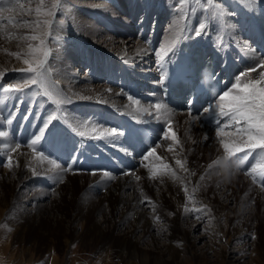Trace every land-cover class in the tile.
<instances>
[{
    "label": "bare ground",
    "instance_id": "1",
    "mask_svg": "<svg viewBox=\"0 0 264 264\" xmlns=\"http://www.w3.org/2000/svg\"><path fill=\"white\" fill-rule=\"evenodd\" d=\"M233 1L240 3L242 8H237L235 11L231 6ZM119 3L123 10L128 9L124 7L126 3H131L129 4L131 12L137 5L133 21L140 22L144 15L142 27L153 32L148 36L151 40L155 38L154 36L160 35V32L151 25L152 16L157 18L160 9L165 15L169 14V27L162 36V45L157 50L159 53L167 50L173 52L182 42L181 40L186 38L195 44L203 43L212 47L227 45L221 48L225 55L229 53L230 56L236 57L238 52H245L248 60L241 64L244 69L250 68L253 63L262 59L258 51L254 49L252 42L254 29L249 22L253 17H257L261 20L259 22L261 28L264 29V2L260 0H119ZM95 4L94 10L107 7L113 12V19L121 18L125 25L131 24L132 20L125 19L118 8L108 7L105 3ZM37 6L38 0H0V86L22 82L31 75L22 71L28 67L23 62L24 56L29 51L26 46L28 44L33 46L34 43L41 45V43L39 39L21 40L20 37L39 35L43 45L49 43L51 50L50 58H47L44 65L47 69L45 85L50 97L43 95L41 89L31 84L24 87V92L27 93L24 95L17 96L0 91V132L8 134L6 137H0V160L4 155L11 157V165L7 163L4 166L5 173L0 175V216L3 211L1 209H7L9 212L16 209L14 217L17 218V223L6 224L2 232L5 233L14 228L11 232H17V239L22 241L26 239L27 233H31L35 246L43 243L49 248L52 254L48 255L47 260L50 259V264H71L67 260L62 263L59 256L53 254L69 243L77 245L71 251L72 264H83L86 261L81 253L83 250L84 252L91 250L90 256L94 258L87 262L91 264H264V191L261 190V182H253V178L246 179L242 176L245 174L241 173L240 169L236 168L234 171L227 165V169L220 175L211 174L214 167L212 165L219 160V151H216V148L218 150L222 146L220 141L219 143L214 141L212 132L204 136L199 131L202 125L198 120L192 121L186 113L174 112L167 105L166 109L158 112L154 103L141 101L137 104L134 103V99H129V96L118 88L111 89L107 84L95 86L91 82L93 76L96 79L106 76L103 74L104 69L107 74H111L110 78H113L116 72L128 65L127 69L136 73L139 70L142 74H146L143 79L147 83L146 89L153 87L154 72L144 73L143 71L144 66L151 63V59L149 58L145 64V61H135L140 55L149 56L150 51L146 42L143 43V40H140L128 48L125 39L116 40L113 33L105 26L84 17L83 12L82 16H77L78 18L69 22L67 25L69 29L66 30V26L61 27L56 24L52 31L45 32L43 26L40 29L35 28ZM252 7H260L263 12L257 15ZM155 10H157L156 13ZM143 11L144 14H142ZM149 11H151L150 16H148ZM26 21L31 26H25ZM201 24L205 25L206 31L197 36L195 32L200 30ZM49 37H54L52 38L54 41L49 40L51 39ZM71 38L77 39V43L71 42ZM139 38H144L145 41L147 36L142 37L141 32ZM116 43L118 45L115 47ZM43 45L38 48L40 51L34 53L39 56V60L43 59ZM113 48L115 50L111 51ZM81 49L92 63V70H94L93 64H96V70L91 76L86 75L78 79L73 73H69L68 68L71 63L80 61L76 51L82 52ZM12 53H20V58L17 59ZM116 66L120 69L117 70ZM101 69H103L102 74ZM260 72H264V69L259 68L257 72L251 73L250 77H242L239 81L244 83L248 79H256ZM154 96L156 95L153 94ZM55 100L61 101L59 105L56 104V107L52 103ZM12 109H14L13 112H11ZM26 109L28 110L24 113ZM144 109H148V112ZM101 113L130 117L132 121L142 122L147 119L158 121V118L163 115L174 121L171 132L176 134L179 143L167 139L170 147L167 146L168 149H166L158 146V155L149 159L150 161L144 158L134 176L122 173H108L109 175L106 176L103 173L64 171L67 168L66 165L58 163L59 161L61 163L60 158L64 151L62 147L59 156L58 147L63 140L70 145L73 141L82 140L81 144L86 145L87 151H92L93 142L101 140L108 141L113 148L122 149L118 142L117 131L108 126L104 127V122L93 118ZM49 115L57 118L49 125L50 128L55 125L54 135L47 137L46 133L47 139L41 140L34 147L42 149L51 157L59 158V161L47 156H45L46 159H38L32 147L28 146L42 121ZM156 116L159 117L156 118ZM6 126L13 132H8L5 129ZM202 129L208 128L204 126ZM110 130H115V135L109 136ZM80 131L85 132V136L92 141L83 140V137L78 135ZM169 131L170 129L166 132ZM101 134L102 137L99 139L91 138ZM11 135L15 138L12 139ZM222 138L239 143V137L236 135ZM190 139L193 141L190 142ZM169 149L171 151H168ZM65 154L67 153L63 155ZM177 159L184 162V169L176 164ZM49 160L55 161L61 167L56 168L48 162ZM132 162H135L134 159ZM164 165L169 167L165 168ZM32 168L36 169L37 175H33ZM154 171L156 178L153 179L150 177ZM173 172L181 179H174ZM229 172L233 173L230 178ZM259 173L260 170L257 169V174ZM11 174L14 176L12 179ZM208 174L213 176L209 178ZM43 176L44 182H49L48 184L41 181ZM136 177L140 179L137 180ZM24 180L29 184H24ZM214 184L224 187L223 189L228 188L227 191L232 189V194L225 192L222 196L215 194L214 197L211 194L212 198H210L209 193ZM27 185H32V189L36 190L39 187L38 193L35 190L36 196L39 194L38 197L52 193L54 198L47 206L32 203L30 209H25L20 198L23 197L21 191ZM51 186H54L53 191ZM185 187L188 189L187 194L184 191ZM204 187L207 188L203 189ZM102 188L103 192L100 193ZM156 189L158 190L154 194L153 190ZM128 190H131L130 197L125 194ZM238 193L240 195H237ZM189 195L193 197L192 201L188 199ZM222 199L226 201L233 199L237 204L241 199V207L252 205L253 212L250 219L245 221L237 216L236 211L229 210L225 203H221ZM201 202L202 205L197 204ZM145 203H150L152 207L149 216L148 214L146 216L143 210L138 211L144 208ZM185 207L189 211L186 212ZM166 209L171 210L169 211L171 217L167 224L163 225L160 221L166 217ZM56 213L64 215V220L59 219ZM203 214L209 216L210 221L223 220L225 227L221 226L220 231L218 230L220 233L210 238L204 252L193 253V246L187 237V232L183 230V223L188 224L186 229L194 228L195 225L189 223L190 217L194 216L196 220L193 222L201 225ZM49 215H52V218ZM5 216L7 217L8 213ZM127 227H133V229L126 231ZM139 230L142 231V237L135 236ZM153 230L158 238L169 230L166 252L171 254V260H163L161 256H155L152 253L153 249L147 250L142 246L148 238L151 241V248L154 250L160 248L161 241L150 237ZM224 237H227L230 243H224ZM249 237L253 238L249 253H244L247 243L239 250L231 246L234 241L241 243ZM6 246L2 241L0 248L4 249ZM162 248L161 245L160 249ZM183 250L192 251V255L199 260L196 259L195 262L185 260ZM232 257L233 260L230 259ZM208 258H211V262ZM27 264L35 263L29 260Z\"/></svg>",
    "mask_w": 264,
    "mask_h": 264
},
{
    "label": "rangeland",
    "instance_id": "2",
    "mask_svg": "<svg viewBox=\"0 0 264 264\" xmlns=\"http://www.w3.org/2000/svg\"><path fill=\"white\" fill-rule=\"evenodd\" d=\"M52 2H53V0H46V6L45 7H49ZM95 3H105V4H107L108 7H112V8H116V9L118 8L120 14H122V16L125 19L132 20L131 24L130 25H125L123 23V19H121V18L120 19H113L112 18V15H113L112 13L113 12H112V10L108 9L107 7L106 8H102V9L100 8L98 10H94V8L96 7L95 6L96 5ZM129 4H131V3H126L125 6L123 5L125 8H128L126 10H123L120 7L119 0H61L60 8L57 9L56 12H55V15L50 18L52 20V27L49 29V28H47V27H45V26L42 25L43 26V31L44 30H45V32L52 31L53 26L56 25V24L60 25L61 27H65L66 26L65 29L67 30V29H69L67 25L69 24V22L72 19L74 21V19H76L77 16L80 17V16H82V14H84V17H88L91 21L96 22L97 24H100V25L105 26L108 29V31H110V32L113 33V35L116 37L115 38L116 40H119V39L124 40L125 39L126 42H127V47L128 48L129 47L131 48V46L134 43H137L140 40H143V43H145L144 38H142V39L139 38L141 32H143V30H145V28L142 27V25H143L142 22H143V19H144L142 17L144 15L141 17V21L140 22H134L133 21V18H134V15H135L134 13L137 12V5L134 7V11L131 12V10H130V6L131 5H129ZM205 6L207 8H209L207 5H205ZM252 9L256 10V7H252ZM156 11L157 10H155V13H156ZM174 12L177 13V11L175 9H174ZM150 13H151V11L148 12V16H150ZM142 14H144V11H143ZM157 15H158V17H157ZM157 15H156L157 18H155L154 16H152V18L150 17L151 18V25H152V27H155L160 32V35H158V39L161 42L162 41L163 34L166 33V31L168 30V27H169V22H168L169 21V14H166L165 15V13L162 11V9H160L159 12L157 13ZM44 18L45 17H37V19H44ZM72 23L70 24V26L72 25ZM183 30H185V29H183ZM49 38H51L49 40L54 41L53 40L54 37H49ZM71 42L77 43V39H75V38L72 39L71 38ZM48 44L49 43L43 45V48H44V50H48L51 53L50 45H48ZM117 45H118V43H116L115 47ZM161 45H162V43H161ZM40 46H42V45H40L39 43H36V44L34 43L33 48L38 49V48H40ZM26 48H28V47L26 46ZM75 49H77V48H75ZM81 50H82V52H79V50H77L78 53L76 51V54L78 55L79 60L81 62L77 60L78 62L75 61V62L71 63L70 64L71 66H69V68H68L69 73H73L74 76L76 78H78V79L79 78H83L86 75H90L91 76L94 73L93 71L96 70V67H95L96 64L95 65L93 64V69L94 70H92V63L90 62V60L88 59V57L83 53V49H81ZM114 50H115V48L111 49V51H114ZM95 52H96V50H95ZM50 55L51 54L48 55L49 58H50ZM239 55H242V52L241 51L237 53L236 57L239 56ZM34 57H35V59L39 60L38 59V57H39L38 55L37 56L34 55ZM30 58L31 57L28 54L24 56V59H30ZM149 58L151 59L150 55L148 57L147 56L140 55V56L137 57V59H135V61H140V62L141 61L142 62L145 61L144 62V64H145L149 60ZM88 62L91 65H89V64L87 65L86 63H88ZM152 66H153V64H151V63L145 65L144 66V69L145 70L143 69L144 73L151 72L152 71L151 70ZM147 68H148V70H147ZM22 71H25L26 72V69H24ZM137 72L139 73L140 71L138 70ZM13 73H14V70H13ZM14 81H15V79H14ZM91 82L95 86H99L101 84H105L106 85L103 76L99 77L98 79H96V77L93 76V79H91ZM110 87H111V89H115V87H113L111 85H110ZM52 103L56 107V104L54 102H52ZM27 110L28 109H26L24 113H26ZM13 111H14V109L11 110V112H13ZM30 115H32V114H30ZM158 117L156 116V118H158ZM159 118H161V117H159ZM191 119H192V121L193 120L194 121L195 120L197 121L196 118L194 119L193 117H191ZM165 120H167V119H165ZM104 127H106V126H104ZM203 127L204 126H201L200 127L201 129L199 131L202 132L204 136L205 135L207 136V133L208 132H211V131L209 129L204 130V129H202ZM16 128H17V126H16ZM5 129L8 132H13V130H10V128H8L7 126L5 127ZM177 129H179V127ZM231 131H234V128H231L228 131H224V132L228 133V132H231ZM205 132H206V134H205ZM212 136H213V139H215L214 141L217 142V143H219V141L221 139H223L221 136H218L216 133H212ZM11 138L14 139L15 138L14 135H11ZM83 138L85 140H87V141H92V139L88 138L87 136H85ZM164 138H165V134H164ZM227 140H229V139H227ZM161 141L154 147L155 155L148 157L147 160H149V159L151 160L152 158H154V156L156 157V155H158V146L163 147V148H166V149H168V147H170L167 144L168 143V140L165 139L162 142ZM192 141H193V139H190V142H192ZM239 143H242V141L240 139H239ZM209 144L211 145V143H209ZM215 147H217V146H215ZM168 151H170V150H168ZM216 151H219V160L218 161H220L221 164L215 163L214 165H212L214 167H213V173H211V174H213V175H220L223 170H226L227 169V166L224 164V161H223V159H224V157H225L226 154H225L224 150L222 149V147H220L218 150L216 148ZM7 157L8 156H5L4 155V156H2V158L0 160V175L2 173H5V167L4 166L7 165V163H8ZM203 165H204V163H203ZM15 167H16V165H15ZM231 169L234 170V171H236L235 170V167L234 168L231 167ZM136 172H137V169L133 170L128 175H130V176L133 175L134 176L135 175L134 173H136ZM241 173H243V171H241ZM211 174H208L207 177L211 178L213 176ZM242 176L244 178H246V179L255 178V181L258 178V176H256L255 173L253 175L254 177L253 176L250 177V176H247V175H245V176L242 175ZM13 177L14 176L11 174V179ZM1 178H2V176H1ZM9 180L10 179H8V181ZM41 181L43 183H45V184H48L49 183V182H44L45 181V177L44 176H43V178H42ZM24 184H29V183L26 182V180H24ZM32 188H33L32 185H27L26 187L23 188V191H21L22 192L21 195L23 197L20 198V202H21L22 205L25 206V209H30V207H31L30 204H32V203H37L40 206L41 205L42 206H47V204L51 201V199L54 198V195L52 193L44 194V196L38 197L39 194H37V196L35 194V190L36 189H32ZM50 188L53 191L54 186H51ZM206 188L207 187H204L203 189H206ZM223 188L224 187H220V186L214 184L213 185V189L210 190V193H209L210 196L209 197L212 198V197L215 196V194H221V196H222L225 192H227V194L229 193L230 195L232 194V189H229L231 191V193H230L229 190L227 191L228 188H225V189H223ZM157 190L158 189L153 190V193L156 194ZM213 190H214V192H213ZM220 190H221V192H220ZM36 191H37V193L39 192V187H37V190ZM215 191H217V192H215ZM0 192H1V190H0ZM101 192H103V188L100 191V193ZM130 192H131V190H128V191H126L125 194L130 197L131 196V193ZM198 192H201V191L198 190ZM211 194H212V197H211ZM237 195H240V193H238ZM224 200L225 199H222L221 200L222 201L221 203H223V204L225 203V205L228 206L229 210L236 211L237 216L241 217L245 221H248L250 219L249 217H251V214H252L251 212H253L252 205H250V206L247 205V206L241 207V204H242L241 203L242 202L241 199H240V202L238 204L233 199H231L232 201L230 199H229V201H226L225 200V202H224ZM207 202H209V200ZM197 204L202 205L203 203L201 202V203H197ZM148 206H149V208H148ZM233 207H235V208H233ZM144 208L143 209L140 208L138 211L141 212L143 210V212H146L145 213L146 216H147V214L149 216V214L152 211L151 204L150 203H145L144 204ZM246 208H248V209H246ZM15 210L16 209H14L13 211H11V212H13V213H11L7 209H1L2 215L0 216V244L3 241L7 245L6 247H8V249L6 247L4 249H1L0 248L1 249L0 250V264H25V262L27 264V261H29V260H32L35 264H50V262H49L50 259L47 260L48 257L50 256V254H52V253L49 252V248L46 245H44L43 243L35 246L33 244V241L34 240L32 239L31 233H27L26 234V239L24 241H22L21 239H17V236H16V233L17 232L16 233L11 232V230L13 231L14 228H12L10 231L5 232V233L2 232V230L5 228L6 224H8V223L9 224L10 223H12V224L17 223L16 222L17 221V218L14 217L15 216L14 214H16L15 213ZM245 210L246 211L248 210V211L246 212ZM169 211H171V210H169V209H166L165 210L166 217H163V219L160 221L163 225L167 224L168 219L171 217V215H170L171 213H169ZM240 211H242V212H240ZM6 213H8V216L7 217L5 216ZM55 215H57L59 217V219H62V220H64V218H65L64 215H62L61 213H56ZM50 217L52 218V215ZM99 217L100 216H98V218ZM54 218L56 219V217H54ZM194 220H196L194 216L193 217H190V219H189V223L195 225V226H193L194 228H192V229H190V228L189 229H186V227H188V224H184L183 223V226H184V229L183 230H185V232H187V234H188L187 237H189V241L191 242V244L193 246V253L195 251L197 253H201V252H204L206 250L205 246H206V244H208V241L210 240V238L213 235H218L220 233L219 231H220L221 226L223 228V227H225V224H224V221L223 220H220V222H218V221H210L209 216H206L204 214H203V219H202L201 225L200 224L197 225L195 222H193ZM132 229H133V227H131V228L130 227H127L126 228V231L127 230L129 231V230H132ZM167 233L169 234V230H166L165 233L161 237L158 238V235L155 233V230H153L152 235H150V237L156 238L157 241H159V242L161 241L159 243V246H160V248H161V245H162L163 248L165 247L164 249L162 248L163 251H161L162 249H160V248L155 249V250H154V248H151L152 247L151 241L148 238H146L145 241L148 240L149 242L148 241H146V242L144 241V243H143L144 245L142 244V246L145 249H147V250L148 249L149 250L150 249H153V252L152 253L155 256L156 255L159 256V257L161 256L163 258V260H167V261L168 260H171V258H172L171 257V254L168 253V252H166V248L168 247V241H166L167 235H168ZM135 236H141L142 237L143 236L142 231L139 230V232H137L135 234ZM10 241H11V243H10ZM252 241H253V238L252 237H249V238H247L245 240H242L241 243H240V241H234L231 244V246L233 248L235 246V249L239 250V249L242 248L243 245H245L247 243V247H245V249H246L245 251L246 252L244 251V253H249L250 252L249 250L252 249V247H250L251 246L250 244L252 243ZM223 242L224 243H227V242L230 243V240H228L227 237H224L223 238ZM11 245H12V247H11ZM75 246H77V245L76 244L74 245V243H69L67 246L66 245H63V247H61V249H59L56 253L54 252L53 254L55 256H59L58 258H60V261L62 263L67 260V261H69V263L72 264L73 261L71 259H72L73 256H72L71 251L73 250V248H75ZM218 250H220V248ZM90 251L91 250H85V252H84V250H83L81 252L83 254L85 260H86L83 264H91V263H87L88 261L91 260V258H94V256H92V255L90 256V254H91ZM183 251L185 253V255H184L185 256V260H188V261H191V262L192 261L195 262V261L199 260V259L195 258L194 255H192V251H190V252L187 251V250H183ZM231 256H234V254H231ZM30 258H32V259H30ZM192 259H194V260H192ZM210 259L208 258V261H210ZM230 259L233 260V257L230 258ZM246 259H248V257H246Z\"/></svg>",
    "mask_w": 264,
    "mask_h": 264
},
{
    "label": "snow or ice",
    "instance_id": "3",
    "mask_svg": "<svg viewBox=\"0 0 264 264\" xmlns=\"http://www.w3.org/2000/svg\"><path fill=\"white\" fill-rule=\"evenodd\" d=\"M260 2H264V0H260ZM61 0H53L49 7H45V0H38V6L35 8V13L37 17H45L44 19H37L34 21L35 28L40 29L41 26H45L47 28L52 27V20L50 19L55 15L57 9L60 8ZM23 7V5H21ZM221 14L223 11L221 10ZM25 26H31L29 22H25ZM204 31H206L205 25L201 24L200 30L195 32V35L199 36ZM21 40H40L41 45H43V40L39 35H31L28 37H20ZM28 47V55L31 57L30 59H25L24 64L28 65L26 72L31 75L25 78L22 82L8 84L7 86H0V91L3 93H12L19 95L27 94L24 92V87L29 84L35 85L38 89L43 90V95L50 97V93L47 91V87L45 85V75L47 69L44 67L47 61V57L50 54L48 50L43 51V59L37 60L34 57V53L40 51V49L33 48L31 44L27 45ZM15 55L17 59L20 58V53H12ZM258 67L264 69V60H258L252 64V66L245 72L241 73V77H250L251 73L257 72ZM165 76L167 73L164 74ZM129 99H133L129 97ZM219 101L216 105V109L219 112L220 116L227 118V123H224V127H230L235 125L234 132H224L220 128L221 121H217L218 136H233L236 135L242 141V143H238L234 140H225L221 139L220 144L225 152L224 159L231 160L233 157H237L238 153H243V156L237 157L238 163L236 164L237 168H241L245 161L249 159V154H254V156L258 159V162L255 165H250L251 171L244 169V174L252 177L254 173L257 172V169L260 170V179H261V190L264 191V72H260L258 78L256 79H248L246 82L241 83L238 79L237 83L234 85V90L229 92H224L219 96ZM55 104L59 105L61 103L60 100L53 101ZM134 103H139V101H135ZM191 105L192 101L188 102ZM154 107L159 112L161 109H166L167 106L163 104H156ZM145 112H148V109H144ZM207 112L208 110L205 109ZM151 115V113H149ZM57 118L53 115H49L47 119H44L41 123V126L37 129V133L34 134V137L31 139L29 143V147H32L33 152L36 154L38 159L45 158V153L42 149H38L34 147L41 140H46L47 137H51L54 135L55 125H52L50 128L49 125L52 121ZM11 123V120H9ZM242 125V126H241ZM169 132L165 133V139H172L173 141L179 143L178 138L174 132H171V124L169 123ZM75 131V129H73ZM47 133V137H46ZM8 134L6 132H0V137H6ZM80 137H85V132L80 131L78 133ZM109 136L115 135V130H110L108 133ZM120 135H123L120 133ZM102 137L101 135L91 137L95 139H99ZM7 147V145H6ZM171 151V149H169ZM155 155V150L148 152V156L145 157L147 159L150 156ZM159 158V157H158ZM53 164L56 168H60L61 166L57 164L55 161H48ZM217 164L220 161L216 162ZM8 164L11 165V157L8 158ZM176 164L180 166V168L184 169V162L177 159ZM165 168H168V165H164ZM186 170V169H185ZM31 171L33 175H37L35 168H32ZM64 171L71 172V169L65 168ZM233 173L229 172V178ZM104 175H109L107 172ZM174 179H181L175 175V172L172 173ZM156 178V172L154 171L152 177ZM137 180L140 177H136ZM255 182V178L253 180ZM185 193H188L187 187L184 188ZM195 191V189L193 190ZM188 199L192 201L193 197L191 195L188 196ZM195 211H199L200 209H194ZM185 211H189L187 207H185ZM157 220L159 218L157 217Z\"/></svg>",
    "mask_w": 264,
    "mask_h": 264
}]
</instances>
